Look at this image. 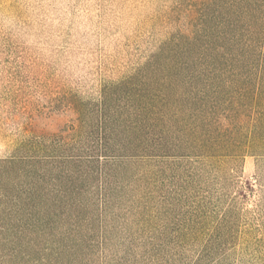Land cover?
Here are the masks:
<instances>
[{"label":"trees","instance_id":"trees-1","mask_svg":"<svg viewBox=\"0 0 264 264\" xmlns=\"http://www.w3.org/2000/svg\"><path fill=\"white\" fill-rule=\"evenodd\" d=\"M116 1L34 4L38 53L0 61V264H99L116 218L162 264L181 161L264 155V0H133L114 57Z\"/></svg>","mask_w":264,"mask_h":264},{"label":"rangeland","instance_id":"rangeland-1","mask_svg":"<svg viewBox=\"0 0 264 264\" xmlns=\"http://www.w3.org/2000/svg\"><path fill=\"white\" fill-rule=\"evenodd\" d=\"M42 2L0 0V61L17 46L33 56L38 53L40 30L32 31L37 22L29 24L28 19L36 14L31 6ZM116 3L126 8L130 22L113 33L122 38L112 39L117 44L114 57L133 44V0ZM184 10L175 14L180 21ZM68 119L56 114L48 122L59 128ZM178 174V185L166 188L177 189L179 200L166 209L165 218L168 237L182 243L180 253H160L162 264H264V155L183 159ZM123 224L122 218L108 219L109 242L103 253H96L99 264H133V236L128 234L133 228L121 230Z\"/></svg>","mask_w":264,"mask_h":264}]
</instances>
